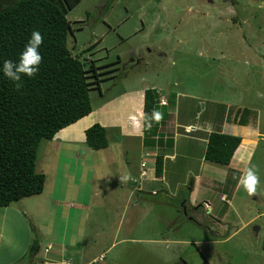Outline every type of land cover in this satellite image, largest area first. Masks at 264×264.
I'll use <instances>...</instances> for the list:
<instances>
[{"label":"rangeland","instance_id":"1","mask_svg":"<svg viewBox=\"0 0 264 264\" xmlns=\"http://www.w3.org/2000/svg\"><path fill=\"white\" fill-rule=\"evenodd\" d=\"M65 17L72 30L66 45L84 68L96 65L102 91L155 87L167 100L156 112L169 121L175 115L181 126L168 133L176 154L163 162L164 181L152 183L138 204L100 202L109 182L99 180L89 212L63 208L62 222L51 208L41 238L27 222L38 256L61 242L76 258L99 260L90 264H173L178 257L185 264H264V0H112L108 7L106 0H79ZM187 124L194 128L184 130ZM202 124L244 137L239 144L251 152L245 167L250 161L260 178L256 195L234 185L239 172L203 158ZM84 172L80 184L78 177L72 182L73 200L92 177ZM59 180L60 173L62 190L65 177ZM27 207L25 201L18 209ZM47 240L53 244L45 252ZM21 258L28 264V251Z\"/></svg>","mask_w":264,"mask_h":264},{"label":"trees","instance_id":"2","mask_svg":"<svg viewBox=\"0 0 264 264\" xmlns=\"http://www.w3.org/2000/svg\"><path fill=\"white\" fill-rule=\"evenodd\" d=\"M79 0H0V68L5 60L18 61L21 52L38 30L43 36L39 47L42 62L37 75L24 77L23 86L14 84L0 72V206L41 192L44 174L35 171L38 145L91 110L89 91L97 89V67L88 68L66 45L71 33L65 15ZM112 0H106V7ZM87 72L93 81L87 80ZM99 74V75H98ZM159 94L154 88L143 91L142 113L154 118L151 128L143 124L145 142L155 132ZM245 121L238 124L244 125ZM241 137L209 131L203 158L227 165ZM85 145L92 150L107 146L105 129L93 123L84 130ZM162 155L154 158V174L161 173ZM33 229V227L31 226ZM36 238L28 247L29 255L38 252Z\"/></svg>","mask_w":264,"mask_h":264},{"label":"crops","instance_id":"3","mask_svg":"<svg viewBox=\"0 0 264 264\" xmlns=\"http://www.w3.org/2000/svg\"><path fill=\"white\" fill-rule=\"evenodd\" d=\"M100 82L95 85L97 86V89H95L97 90V98L95 102L92 99L90 100V112L57 130L50 140L40 142L42 149L38 153V167L36 166L37 156L35 158V171L44 174L41 192L25 196L6 206H0V264H24L21 255L28 250L32 238L27 222L34 229L37 228V234L41 238L40 227H43L42 225L48 221L51 208L54 210L53 213H58L59 221L62 222H66L68 217L66 212L65 214L62 213L63 208L89 212V201L93 200L98 191L96 181L109 182V184L104 185L106 191H102L100 202L106 204L110 201L111 204L117 206L122 204L125 206L133 199H135L134 204H138L143 199L147 188L153 187L154 182L164 181L165 167H163V162L174 159L176 154V148H174L176 147V140L171 137L172 141L169 142L168 133H172L174 136L176 129L180 128L181 125L176 120L177 117L174 115V118L169 121L167 117L163 116L164 119L156 123L154 134L145 142L142 130L144 119L141 117V114H143V91L151 87L130 86L112 92V90L102 91ZM154 89L159 96H163V94H160L159 89L157 90L155 87ZM165 101V105L159 106H166L167 100L165 99ZM176 112H178L177 109ZM167 113L169 116L171 115L169 112ZM133 117L136 119L133 120ZM148 118L154 120L152 115ZM93 123H98L105 129L107 146L102 149L92 150L85 145L84 130ZM199 127L204 129V124L199 125ZM163 128L168 129V132ZM192 128L194 127H189V124L184 126V130H191ZM232 128H234L233 125ZM196 130L202 136L203 143H205L209 131L222 132V130L217 129L210 130L208 127V131L198 128ZM230 134L236 135L234 129ZM240 137L241 143L244 137ZM164 138H166L165 141ZM242 147L240 144L237 146L229 163L225 165L228 171L239 172L238 175L240 176L251 153L248 149ZM157 154L162 155L159 176L154 174V158ZM141 163H144L143 167L140 166ZM143 168L146 170L145 175L140 176V170ZM83 169H85L84 173L87 176L90 174L92 177L85 181L81 196L78 197L77 194V200H73L71 198L74 187L72 182H75L78 177L77 180L80 184ZM129 172L134 178L130 181L132 185L123 189L124 185L118 184L119 177ZM150 172L151 174H149ZM58 173H60L59 181L65 177V187L62 190L55 181ZM238 182L239 178L234 185L237 186ZM60 191L63 193V198L58 197ZM79 192L80 188L78 187ZM192 200L191 198L188 200L190 205L194 203ZM25 201L30 204V207L19 210L18 207ZM205 206L209 208L208 203H205ZM33 223H36L35 226ZM166 240L168 238L160 241ZM170 240L174 243L176 241L172 238ZM36 241L39 247L38 252L34 256L29 255L28 264H90L99 261L84 260L82 255L76 258L79 253L76 251L68 252V246L61 245V242H56L57 249L52 250L50 254L38 256L40 243L37 239ZM44 242L43 250L48 252L51 250L50 244L53 243L48 240ZM202 243H205V241ZM46 248L47 250H45ZM173 264L185 263L178 257Z\"/></svg>","mask_w":264,"mask_h":264},{"label":"clouds","instance_id":"4","mask_svg":"<svg viewBox=\"0 0 264 264\" xmlns=\"http://www.w3.org/2000/svg\"><path fill=\"white\" fill-rule=\"evenodd\" d=\"M43 43V36L38 31L35 30L31 33L30 39L21 52L18 61L5 60L3 62L0 72L3 73L4 77L10 80L16 90H19L23 86V78L27 77L29 79L35 77L39 71V65L42 62V56L39 52V47ZM258 95H264L259 94ZM144 119L145 126L151 128L153 120L148 118L146 114H141ZM155 123H159L163 119L162 113H154ZM133 120L136 118L133 117ZM121 182L127 183L132 181L134 178L131 173H127L122 177H119ZM221 183L227 182V175L218 178ZM259 175L255 166L251 165L250 161L248 166H246L241 176L239 177V187L242 188L249 196L257 194V189L259 186ZM224 199V198H223Z\"/></svg>","mask_w":264,"mask_h":264},{"label":"built area","instance_id":"5","mask_svg":"<svg viewBox=\"0 0 264 264\" xmlns=\"http://www.w3.org/2000/svg\"><path fill=\"white\" fill-rule=\"evenodd\" d=\"M158 104H159V105H165L166 102H165L163 99H160V100H158ZM140 174H141V175L144 174V170H143V169L141 170ZM220 198L223 199L224 197L221 196ZM45 250H47V248H46Z\"/></svg>","mask_w":264,"mask_h":264}]
</instances>
